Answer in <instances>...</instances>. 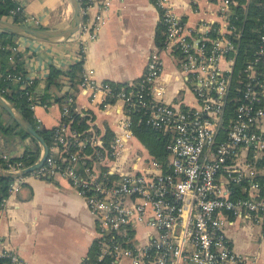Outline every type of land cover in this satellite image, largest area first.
Returning <instances> with one entry per match:
<instances>
[{
	"label": "built area",
	"instance_id": "2783aa9c",
	"mask_svg": "<svg viewBox=\"0 0 264 264\" xmlns=\"http://www.w3.org/2000/svg\"><path fill=\"white\" fill-rule=\"evenodd\" d=\"M79 2L83 18L77 31V54L83 61L89 42L98 37L103 17L100 11L90 23V10L109 0ZM235 2L223 0L228 8ZM155 3L165 25L161 47L179 55L181 77L194 93L196 105L164 99L163 59L158 49L149 55L139 78L119 86L96 80L92 70L83 69L79 85L93 100L104 107L122 103L119 130L108 145L95 131H76L68 118L72 108L66 105L49 154L34 172L68 177L96 218L98 255L84 264L100 260L113 264L124 257L131 264H240L243 256L232 246L229 225L242 221L264 229V80L253 62L234 75L237 46L229 36L233 33L230 24L228 35L220 32L219 25L218 35H209L216 23L204 25L200 35H189L173 0ZM16 14L20 18L16 22L39 26L38 18L27 15L20 3L3 17L14 20ZM8 48L14 61L19 44ZM258 53L264 62V18ZM224 61L230 67H224ZM6 78L21 81V88L32 81L17 71H9ZM235 80L236 93L231 95ZM26 93L34 110L41 103L37 93ZM133 112L141 115L139 122L145 121L167 137L162 158L151 152L130 153ZM88 145L90 151L85 149ZM94 158L104 159L107 167L97 169L89 162ZM5 160L8 166L0 168L6 171L25 168L22 160ZM14 181L9 192L18 187ZM140 224L149 228L143 238L137 236ZM0 256L9 258L7 264H19L14 251L0 250ZM106 256L110 260L104 261Z\"/></svg>",
	"mask_w": 264,
	"mask_h": 264
},
{
	"label": "crops",
	"instance_id": "0c3cea01",
	"mask_svg": "<svg viewBox=\"0 0 264 264\" xmlns=\"http://www.w3.org/2000/svg\"><path fill=\"white\" fill-rule=\"evenodd\" d=\"M16 1L23 5L27 15L38 18V25L42 27H66L74 13L72 0ZM173 5L184 18L189 35H200L204 25L215 23L222 34L230 33L228 12L231 7H225L223 0H173ZM100 11L103 17L98 37L88 44L82 61L84 70H92L96 80L117 83L135 80L145 71L151 52L158 49L163 59L160 83L164 99L171 103L196 105L194 93L181 77L179 55L157 44L156 33L161 18L155 0H109L104 6L98 2L91 8L88 21L93 23ZM13 38L25 60L26 76L40 80L35 88L37 94L44 90L52 66L67 69L80 61L77 54L78 32L55 39L26 34H16ZM223 66L230 67V64L224 61ZM59 79L62 84H51L49 90L54 96L65 95V98L57 100L54 97L48 103L38 104L34 115L40 126H58L63 119V108L68 105L79 113L89 115V130L102 135L108 145L119 130L122 103L115 102L104 107L93 100L88 90L81 88L79 83L75 88L67 73ZM0 113L9 120L10 114L3 111L1 105ZM108 130L112 131L109 138L106 134ZM7 134L8 137H4L0 132L1 157L21 156L26 146L32 144L29 137L22 138L11 132ZM130 145L132 154L150 152L135 134L130 139ZM89 162L97 169L107 167L104 159L94 158ZM14 183L18 185L17 189L10 190L0 203V250L16 252L19 264L87 263L99 234V226L84 196L71 180L60 173L40 175L33 171ZM255 227H258L256 232ZM148 229L140 224L137 236L143 238ZM227 233L235 252L243 256L240 264H264L262 226L235 221L229 225ZM131 263L130 258L124 257L113 264Z\"/></svg>",
	"mask_w": 264,
	"mask_h": 264
},
{
	"label": "trees",
	"instance_id": "16d2710c",
	"mask_svg": "<svg viewBox=\"0 0 264 264\" xmlns=\"http://www.w3.org/2000/svg\"><path fill=\"white\" fill-rule=\"evenodd\" d=\"M18 4L19 2L16 0H0V17L9 14L10 10L16 8ZM230 7L228 19L233 33H230L229 36L237 46L235 53L234 75H239L242 73V69L247 65V63L253 62L260 71L261 78L264 80V62L262 55L258 53L261 44V30L264 18V0H237V3L231 4ZM14 20H20L19 14L15 15ZM213 27L215 29H212L209 32V35L216 36L218 35V24L213 25ZM164 29L165 25L160 19L156 33V41L160 46L164 44L165 40ZM16 34L17 33L8 30L0 29V93H2L11 102V104L21 115H23L33 124V126L37 129L39 134L43 136L46 143L51 148L54 139V132L57 126L53 128H43L40 126L39 121L34 115V110L31 108V100L28 98V94L26 93L27 90H35L40 80L38 78H33L31 83H29L26 88H21V81L18 82L6 78V73L9 71H17L22 73L24 76H26L27 73L25 60L22 58V54L19 51L14 54V61H11L10 59V54L12 51L10 48H8V46L16 43L13 38ZM82 69V61L73 63L67 69L52 66L49 75L46 78V86L44 90L37 94L39 102L48 103L51 98L56 97L49 90V88L51 84H62L59 78L63 73H67L70 76V82L76 88L80 82ZM112 83L117 86L122 84L117 82ZM237 84L238 83L236 80L232 83L231 95L236 93L235 87ZM7 88L9 90H7ZM3 89L7 91H3ZM64 98L65 95L56 97L57 100H63ZM1 108L3 111L7 112V110L2 106ZM230 108L231 107H229V109ZM132 114L134 119L133 130L135 135L147 146L152 154L158 158H162L165 154L164 143L166 142L167 137L163 136L159 131L152 128L145 121L139 122L138 118L141 117L139 113L133 112ZM68 118L71 119L70 125L72 129L80 132H85L89 129V115L79 113L72 107L70 116ZM0 129L5 132H11L22 138L29 137L32 141L31 145L26 146L23 155L11 157V161L22 160L23 166L26 167L39 159L42 152V146L40 142L30 132L23 128L11 115L10 120H6L2 116V113H0ZM16 129L17 131H15ZM106 134L109 138L112 136V131L108 130ZM85 149L87 151L91 150L89 145L86 146ZM0 166L2 168H6L8 166L5 158L1 156ZM80 168H82V166H80ZM14 180L15 177L0 175V203L9 194L10 186ZM98 251V244L95 241L91 249L90 260L96 258L95 256L97 255ZM93 254L94 256L92 257ZM108 260H110V258H107L106 256L104 261ZM8 261L9 258L7 256H0V264H7ZM102 261L103 260L98 261V264H103L101 263Z\"/></svg>",
	"mask_w": 264,
	"mask_h": 264
},
{
	"label": "water",
	"instance_id": "95a60500",
	"mask_svg": "<svg viewBox=\"0 0 264 264\" xmlns=\"http://www.w3.org/2000/svg\"><path fill=\"white\" fill-rule=\"evenodd\" d=\"M74 6V13L70 24L63 28H47L41 26H33L28 24H23L20 22H16L14 20H10L4 17H0V29L8 30L17 34H26L31 35L38 38L44 39H55L64 36H69L78 31L81 21H82V12L81 5L79 0H72ZM0 105L5 108L8 113L28 132H30L34 137L38 139L43 150L41 155L37 161L26 166L20 172H11L6 171L0 168V175H7L12 177H18L29 172H33L44 164V161L49 154V145L46 143L43 136L39 134L37 129L33 126V124L21 115L11 103L6 100V98L0 93Z\"/></svg>",
	"mask_w": 264,
	"mask_h": 264
},
{
	"label": "rangeland",
	"instance_id": "374dc122",
	"mask_svg": "<svg viewBox=\"0 0 264 264\" xmlns=\"http://www.w3.org/2000/svg\"><path fill=\"white\" fill-rule=\"evenodd\" d=\"M82 114H83V113H82ZM7 116H8V115H7ZM8 118H9V117H8ZM9 120H10V118H9ZM0 132H1V134H2L4 137H8V134H7V133H9V132H5V131H3V130H1V129H0ZM257 228H258V227H255L254 232H256Z\"/></svg>",
	"mask_w": 264,
	"mask_h": 264
}]
</instances>
